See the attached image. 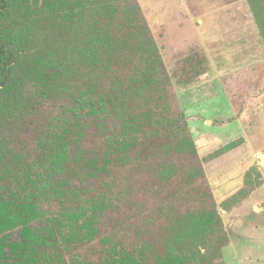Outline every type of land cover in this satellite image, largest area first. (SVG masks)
Returning <instances> with one entry per match:
<instances>
[{
  "label": "rangeland",
  "instance_id": "rangeland-1",
  "mask_svg": "<svg viewBox=\"0 0 264 264\" xmlns=\"http://www.w3.org/2000/svg\"><path fill=\"white\" fill-rule=\"evenodd\" d=\"M136 1L165 72L146 98L130 83L131 49L117 55L123 98L71 69L66 59L93 61L84 33L99 31L68 15L81 13L73 0L8 8L17 62L14 88L0 89V264H102L125 249L147 264H264V234L253 252L239 242L264 228V0ZM180 222L183 247L157 240Z\"/></svg>",
  "mask_w": 264,
  "mask_h": 264
},
{
  "label": "trees",
  "instance_id": "trees-1",
  "mask_svg": "<svg viewBox=\"0 0 264 264\" xmlns=\"http://www.w3.org/2000/svg\"><path fill=\"white\" fill-rule=\"evenodd\" d=\"M13 1L15 0H0V89L3 91H11L14 88L15 84L13 80V70L14 65L17 62V56L9 49L2 30V22L7 15L8 8L12 5ZM73 2L77 4V6L81 9V13H68V15L76 16L77 18L89 17V21L91 22H88L89 27H95V29L99 31L94 34H92L91 32L84 33L85 43H88L89 51H91L90 53L87 51L86 52L94 58L93 61L89 60L85 63L82 62L80 58L66 59L67 61H70L69 66L71 67V69L74 72L82 70V72L88 75V77H85L87 78V80L94 79V76L92 75L99 73V76L95 77L96 80L92 82L91 89H95L97 91L98 89L103 88L102 90L107 91L108 94L103 96L104 98H106L107 96H112L113 92H116L117 96L123 98V94L127 91V89L125 88V84L122 83L123 81H121L122 78L120 74L122 71L126 72L127 75V72L129 71H127L126 65L117 64L119 62V58L117 57V55H121L125 58L126 53L131 49V55L135 51V56H130L129 58H135L137 64L131 67V72H133L134 74H132L133 79L130 81V83L132 82L131 84H140V88L136 91L137 95H144V97L146 98L148 94H153V90H157L160 87L165 72L161 67V55L156 48V44L154 43L153 38L150 36L149 28L145 22L144 15L141 14L142 12L137 1L73 0ZM79 2H81V4ZM64 6H68V4L65 3ZM42 16L43 18H47L50 16V13H44V15H36V17L39 18H42ZM114 18H116L115 22H117V26L114 24ZM117 18L119 19V21ZM97 19L101 22L98 21V24L95 25V21ZM53 21L54 22H52L51 24L54 27L57 26L56 28L61 29L63 28L64 23L67 22V25L71 23V20H63L61 22L55 17ZM88 23H78V26L85 27L88 25ZM104 27H108L110 31L104 30ZM120 27H127V30L121 31ZM261 34L264 36L262 30L260 31V35ZM96 37L99 38L98 42L95 44L94 48H91L93 45L92 43L95 42L94 40L96 39ZM159 60L161 64L159 63ZM133 61L135 60H129L125 62L131 63ZM149 64H152L153 66H150ZM59 67H61L62 70L65 71L62 63L59 64ZM128 74L129 76H132L131 73ZM110 76L112 77L109 78ZM127 76L123 77L124 80H127ZM114 80L116 81L113 83ZM116 94L115 96H113V98H116ZM130 96H132V94ZM105 102L113 107V101L105 100ZM141 120V126H146V124H150L152 126L157 125V123H150L149 120L145 118H141ZM160 129L161 130L159 131L158 136H162V133L164 134V131H162L163 128ZM171 208L176 209L175 206H172ZM164 209L165 208L163 207L162 210ZM214 215L218 219L219 224L221 218L216 209H214ZM84 218L82 219V221H76V226L82 224ZM182 221L184 220L182 219ZM183 225L184 224L180 222L178 225L173 227L168 236H166L168 232H166L165 234L163 233L157 238V240L165 245L171 244L173 242L177 247L180 245L183 247V236H180V232H183ZM197 225L199 224L196 223L195 227ZM173 237L175 239H173ZM125 250L126 251L121 252L120 255H117L115 261L103 258L101 260L102 264H147L148 261L146 257H143L144 255H134L132 253H129V249ZM177 251L180 252L181 250ZM154 259V264H160V262L164 259H171L175 262L178 261L173 255L166 257L165 254H157L155 255Z\"/></svg>",
  "mask_w": 264,
  "mask_h": 264
},
{
  "label": "crops",
  "instance_id": "crops-1",
  "mask_svg": "<svg viewBox=\"0 0 264 264\" xmlns=\"http://www.w3.org/2000/svg\"><path fill=\"white\" fill-rule=\"evenodd\" d=\"M264 215V214H263ZM263 215H261V217H263ZM255 232V236H256V239L254 237H252L251 233ZM264 234V228H258V230H252V228H249L248 229V232H245V237H247L245 240L241 239L239 242H240V246L241 248H243V245L245 246L246 250L250 251V252H253L254 249H253V246L252 244H257L259 246V242L263 239L261 238ZM243 235V236H244ZM244 248V249H245Z\"/></svg>",
  "mask_w": 264,
  "mask_h": 264
}]
</instances>
